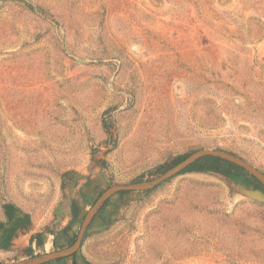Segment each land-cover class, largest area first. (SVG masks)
Returning <instances> with one entry per match:
<instances>
[{"label": "rangeland", "instance_id": "rangeland-1", "mask_svg": "<svg viewBox=\"0 0 264 264\" xmlns=\"http://www.w3.org/2000/svg\"><path fill=\"white\" fill-rule=\"evenodd\" d=\"M203 149L264 176V0H0V223L29 218L0 263L69 248L108 188ZM235 183L115 194L75 263L264 264V200Z\"/></svg>", "mask_w": 264, "mask_h": 264}, {"label": "water", "instance_id": "water-1", "mask_svg": "<svg viewBox=\"0 0 264 264\" xmlns=\"http://www.w3.org/2000/svg\"><path fill=\"white\" fill-rule=\"evenodd\" d=\"M204 158H215L222 161H226L232 165H235L241 169H243L246 173H248L250 176L254 177L262 187H264V176L260 174L256 169H254L252 166H250L248 163L240 159L239 157L224 152V151H217V150H209V149H203L200 151H197L193 153L192 155L188 156L184 161L177 164L172 169L166 171L163 175L158 177L155 180L152 181H146V182H139L134 183L127 186H112L108 188L95 202L93 207L87 212V214L84 217L83 223L81 225L80 232L77 236V239L75 242L67 249L58 250L56 252L50 253V254H44L40 255L34 258H31L29 260L24 261H16V262H9V263H0V264H49L52 262H56L65 258H69L72 255H74L77 251H79L81 245H82V239L84 236V233L87 229V227L90 225L96 214L101 210L103 205L115 194L122 192V191H129V192H145L149 191L151 189H154L157 185L160 183L167 181L168 179L179 175L182 173L185 169H187L189 166L194 164L195 162L204 159ZM223 176V175H222ZM224 177V176H223ZM226 178V177H225ZM232 181V180H231ZM235 183L234 181H232ZM240 189L246 192V194L252 198L258 199V200H264V194L259 190H253L252 187H250L247 184H240ZM7 227V226H5ZM3 231L0 230V237L2 236Z\"/></svg>", "mask_w": 264, "mask_h": 264}, {"label": "trees", "instance_id": "trees-1", "mask_svg": "<svg viewBox=\"0 0 264 264\" xmlns=\"http://www.w3.org/2000/svg\"><path fill=\"white\" fill-rule=\"evenodd\" d=\"M183 159L178 158L174 160V166L177 165L179 162H181ZM190 171H201V172H212V173H218L220 175H223L224 177L236 182V183H245L247 185H254L257 183L256 179L254 177H250L243 169L232 165L226 161H222L215 158H204L201 159L191 166H189L187 169H185L182 173L190 172ZM259 185V184H258ZM257 189H261V187H256ZM121 194V193H119ZM109 201H107L101 210H103ZM4 215L7 221H12L13 226L12 229L9 231L11 232L10 236L6 239L4 245L2 248L6 247L11 235L19 228L25 227L29 224V218L27 215H23L18 211L17 208H15L12 205H4L3 206ZM3 223H0V227H2ZM72 264L75 263V255L72 257Z\"/></svg>", "mask_w": 264, "mask_h": 264}, {"label": "flooded vegetation", "instance_id": "flooded-vegetation-1", "mask_svg": "<svg viewBox=\"0 0 264 264\" xmlns=\"http://www.w3.org/2000/svg\"><path fill=\"white\" fill-rule=\"evenodd\" d=\"M7 226V227H5ZM13 223L12 221H5V223L2 225V227H0V230L3 231L2 236L0 237V247L2 244L5 243L6 239L10 236L11 232L9 233V231L12 229Z\"/></svg>", "mask_w": 264, "mask_h": 264}, {"label": "crops", "instance_id": "crops-1", "mask_svg": "<svg viewBox=\"0 0 264 264\" xmlns=\"http://www.w3.org/2000/svg\"><path fill=\"white\" fill-rule=\"evenodd\" d=\"M17 231V230H16ZM11 238V237H10ZM10 240V239H9Z\"/></svg>", "mask_w": 264, "mask_h": 264}]
</instances>
